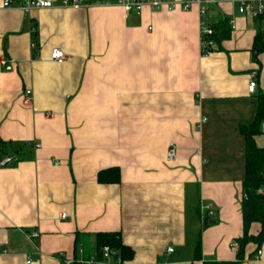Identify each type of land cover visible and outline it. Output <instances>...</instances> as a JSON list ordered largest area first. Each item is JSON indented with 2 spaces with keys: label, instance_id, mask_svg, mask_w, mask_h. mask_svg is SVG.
Returning a JSON list of instances; mask_svg holds the SVG:
<instances>
[{
  "label": "crops",
  "instance_id": "crops-1",
  "mask_svg": "<svg viewBox=\"0 0 264 264\" xmlns=\"http://www.w3.org/2000/svg\"><path fill=\"white\" fill-rule=\"evenodd\" d=\"M23 1L0 6V162L14 158L0 166V264L97 257L98 232L120 233L132 250L122 264L235 260L239 127L253 122L264 91L260 21L212 4L213 23L234 28L204 55L196 7L135 13L115 0H51L25 12ZM53 47L62 60L50 58ZM254 143L264 147V119ZM110 167L119 180L98 182ZM244 253L239 264H264V241Z\"/></svg>",
  "mask_w": 264,
  "mask_h": 264
},
{
  "label": "trees",
  "instance_id": "trees-1",
  "mask_svg": "<svg viewBox=\"0 0 264 264\" xmlns=\"http://www.w3.org/2000/svg\"><path fill=\"white\" fill-rule=\"evenodd\" d=\"M228 19H219L212 24L213 39L215 44L228 37L231 30L227 23ZM263 34L259 33L255 39V53L264 51ZM264 119V91L257 96V109L254 120L250 124H244L239 127V132L244 138V175L241 184L242 199L240 203L243 230L242 235L236 238L237 250L236 259L232 261H211L204 260L202 264H239L244 258V248L249 242H253L258 246L264 241V147H257L254 143V137L260 132V124ZM4 146L0 142V148ZM96 179L100 183H116L119 180V169L110 167L108 169L99 170ZM262 190L260 193L258 190ZM258 223L260 229L257 234L249 232L250 226ZM97 247L99 249L97 258L101 257L102 246H109L115 249L122 261L127 260L132 255L129 246H125L120 240L119 232H98L96 235ZM194 255L200 258V246L195 249Z\"/></svg>",
  "mask_w": 264,
  "mask_h": 264
},
{
  "label": "built area",
  "instance_id": "built-area-1",
  "mask_svg": "<svg viewBox=\"0 0 264 264\" xmlns=\"http://www.w3.org/2000/svg\"><path fill=\"white\" fill-rule=\"evenodd\" d=\"M115 2L123 8L125 12L133 11L135 13H140L144 8L156 10V11H172V10H183L187 11L193 7L197 8L199 20V30H200V49L202 54H208L216 48L215 41L213 39V30L212 24L213 21L208 15V7L212 4H221L225 2L231 3L237 14L246 15L253 19L260 21L262 28L264 29V0H115ZM10 0H3L1 7L10 6ZM60 6H73L76 7L79 4V0H61ZM55 4L51 0H24L23 3L19 4V7L28 12L32 8H47L54 7ZM231 29L234 28L233 20L227 21ZM50 58L53 60H62L64 58V52L57 48L53 47L50 53ZM3 65V62H2ZM256 74L250 73L248 84L246 89L250 93H254L256 90ZM23 102L28 104L31 101V94L29 89H25L22 93ZM37 145V144H36ZM174 149L170 147L167 152L166 160L170 161L174 157ZM262 190H258L260 193ZM59 218L65 219L66 214L60 213ZM33 237L36 235L33 234ZM235 243L232 242L231 246ZM167 252H172V248H167ZM256 257L261 255L260 251H256ZM101 257L97 258L92 256L89 259L75 260L73 258H64L63 264H122V259L118 255V252L115 249H111L109 246H102L101 248ZM31 259L27 258L26 263H30Z\"/></svg>",
  "mask_w": 264,
  "mask_h": 264
},
{
  "label": "water",
  "instance_id": "water-1",
  "mask_svg": "<svg viewBox=\"0 0 264 264\" xmlns=\"http://www.w3.org/2000/svg\"><path fill=\"white\" fill-rule=\"evenodd\" d=\"M14 158H6V159H4V160H2L1 162H0V166H6V164H8L11 160H13ZM208 221V219H207V217H205L204 219H203V224L204 225H207L206 224V222ZM208 222H212L211 220H209Z\"/></svg>",
  "mask_w": 264,
  "mask_h": 264
}]
</instances>
